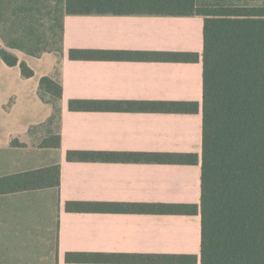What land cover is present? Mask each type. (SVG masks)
<instances>
[{
	"label": "crops",
	"instance_id": "crops-1",
	"mask_svg": "<svg viewBox=\"0 0 264 264\" xmlns=\"http://www.w3.org/2000/svg\"><path fill=\"white\" fill-rule=\"evenodd\" d=\"M40 1L48 9L57 4L61 12L55 80L62 86V96L57 131L48 134L59 133L60 145L36 143L29 152L21 143L19 166L0 177L59 163V186L0 194V264H160L66 262L68 251L193 254L197 257L193 264H200L199 213L74 212L64 205L90 201L199 206L203 17L73 15L65 14V0H0V27L11 26L4 20L34 19ZM70 49L184 51L196 53L197 60L70 59ZM13 67L0 58L1 69ZM33 76L34 72L22 76L21 83ZM24 93L22 86V97ZM69 99L195 101L198 109L192 113L70 110ZM67 150L195 153L197 162L69 161ZM35 153L46 155L39 165L31 162Z\"/></svg>",
	"mask_w": 264,
	"mask_h": 264
},
{
	"label": "trees",
	"instance_id": "trees-1",
	"mask_svg": "<svg viewBox=\"0 0 264 264\" xmlns=\"http://www.w3.org/2000/svg\"><path fill=\"white\" fill-rule=\"evenodd\" d=\"M65 14H145L203 17V99L200 203L66 201L74 212L200 214V264H264V5L201 6L197 0H65ZM70 59L195 61L174 51L70 49ZM23 77L33 70L0 48ZM39 87L54 101L59 81L44 75ZM70 110L192 113L195 101L69 99ZM17 143V142H15ZM15 146L17 144H14ZM59 133L39 147L58 148ZM17 146H21L18 144ZM69 161H146L193 164L195 153L67 150ZM59 163L0 177V194L59 186ZM66 262L193 264V254L68 251Z\"/></svg>",
	"mask_w": 264,
	"mask_h": 264
},
{
	"label": "rangeland",
	"instance_id": "rangeland-1",
	"mask_svg": "<svg viewBox=\"0 0 264 264\" xmlns=\"http://www.w3.org/2000/svg\"><path fill=\"white\" fill-rule=\"evenodd\" d=\"M197 3L201 6L264 5V0H197ZM55 6L48 9L40 1L34 19L4 20L11 26L0 27L1 46H16L15 52L6 51L16 56L18 62H28L34 72L29 82L21 83L17 65L0 68V175L19 166L16 162H20L18 158L24 152L23 148H17L18 144L25 143L24 150L31 152L41 138L57 131L59 102L39 87L41 76L56 79L59 75L61 12ZM22 86L24 97L20 94ZM45 158L46 155L35 153L31 162L39 165Z\"/></svg>",
	"mask_w": 264,
	"mask_h": 264
}]
</instances>
